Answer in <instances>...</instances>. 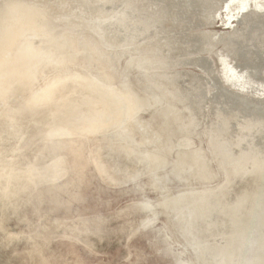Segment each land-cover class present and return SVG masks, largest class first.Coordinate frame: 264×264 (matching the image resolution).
<instances>
[{"label":"water","instance_id":"95a60500","mask_svg":"<svg viewBox=\"0 0 264 264\" xmlns=\"http://www.w3.org/2000/svg\"><path fill=\"white\" fill-rule=\"evenodd\" d=\"M0 264H264V0H0Z\"/></svg>","mask_w":264,"mask_h":264}]
</instances>
